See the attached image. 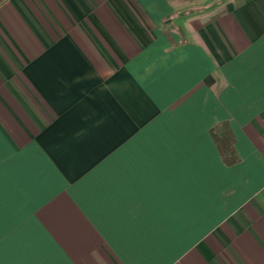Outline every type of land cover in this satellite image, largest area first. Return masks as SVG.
<instances>
[{
  "label": "crops",
  "instance_id": "obj_1",
  "mask_svg": "<svg viewBox=\"0 0 264 264\" xmlns=\"http://www.w3.org/2000/svg\"><path fill=\"white\" fill-rule=\"evenodd\" d=\"M185 154L137 208L122 173ZM0 157L5 261L264 264V0H0Z\"/></svg>",
  "mask_w": 264,
  "mask_h": 264
},
{
  "label": "snow or ice",
  "instance_id": "obj_2",
  "mask_svg": "<svg viewBox=\"0 0 264 264\" xmlns=\"http://www.w3.org/2000/svg\"><path fill=\"white\" fill-rule=\"evenodd\" d=\"M187 154L160 167L156 171L136 169L124 171L120 177L127 184L129 192L135 193V205L142 208L150 200L158 220L172 212L181 200L192 195L195 183V171L186 167ZM3 160L0 157V177ZM115 195V193H114ZM4 216V185L0 179V237ZM24 252L31 250V242L24 241ZM3 245L0 244V264H50L44 260L5 261Z\"/></svg>",
  "mask_w": 264,
  "mask_h": 264
},
{
  "label": "trees",
  "instance_id": "obj_3",
  "mask_svg": "<svg viewBox=\"0 0 264 264\" xmlns=\"http://www.w3.org/2000/svg\"><path fill=\"white\" fill-rule=\"evenodd\" d=\"M211 136L216 143L224 164L228 167L240 162L235 149V136L227 122L221 123L211 130Z\"/></svg>",
  "mask_w": 264,
  "mask_h": 264
}]
</instances>
